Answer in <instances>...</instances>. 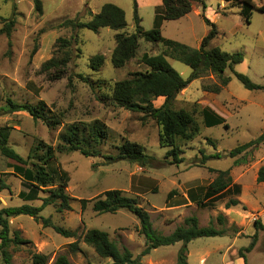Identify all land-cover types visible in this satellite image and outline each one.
Here are the masks:
<instances>
[{
  "label": "rangeland",
  "instance_id": "obj_1",
  "mask_svg": "<svg viewBox=\"0 0 264 264\" xmlns=\"http://www.w3.org/2000/svg\"><path fill=\"white\" fill-rule=\"evenodd\" d=\"M39 1L41 15L35 12L31 0H0V29L2 20L14 21L10 36L0 35V129H9L8 145L26 158L37 142L55 147L58 134L67 124L99 121L108 133L107 140L99 148L100 157L84 158L77 152L54 155L49 171L54 174L56 185L62 183L60 175L66 174L65 193L70 198L71 209L57 212L56 206H48L39 216L48 218L53 226L76 232L77 237L91 229L105 232L111 241L126 247L135 258L145 248V239L139 234L135 217L126 211L102 215L92 211V201L100 194L120 190L136 199L159 235H169L189 217L196 218L199 227L212 226L224 231L223 237L189 242L186 245L187 264H241L238 251L250 244L254 234V248L244 253L246 264H264V183L256 182L257 172L264 166V141L236 157L228 155L234 148L264 135V90H246L234 76L244 75L253 84L264 87V13L251 9L247 22L233 0H200L194 3L187 17L162 24L163 38L197 49L199 41L209 31L202 19L204 15L217 30L210 46L229 54L239 52L243 55V61L234 66L233 71H224L223 76L229 78V83L218 94L212 92V88L219 85L218 78L206 74L192 81L176 97L173 109L190 112L199 127L195 139L178 144L182 162L176 165L171 157H165L168 149L158 146L159 128L154 121L142 120L141 114L127 112L106 99L115 82L125 79L129 73L146 69L141 62L144 55H158L163 47L140 39L135 58L123 68L114 69L110 62L113 31L103 28L93 33L86 29L59 28L65 20L85 23L90 20L89 13L97 14L104 4H112L124 12V32L130 34L134 31L132 1ZM135 1L140 26L144 31L151 30L158 8L147 6L144 0ZM253 2L256 8L264 4V0ZM58 38H73V53L64 77L52 80L41 66L52 58ZM35 46L36 52L31 55ZM95 55L104 56L98 71L89 68V60ZM167 62L182 79L189 77L191 71L187 66L171 59ZM7 99L28 105L42 101L52 114L62 116L61 124L50 130L26 112L9 113ZM162 103L163 98L153 101L154 107ZM202 108H209L225 123L205 128L200 113ZM126 141L138 144L144 154L153 159L150 165L139 167L105 159L116 157L117 148ZM214 155L219 157L202 159ZM13 165V161L0 155V209L23 205L39 207L47 195L45 190L37 191L24 184L14 174ZM225 170L229 171L238 194L230 188L214 199L204 198L207 186L216 177L215 171ZM20 192L32 193L36 199L22 201L18 198ZM232 199L239 205L225 209L224 204ZM81 200L87 201L84 208H81ZM219 215L225 218L222 225L216 220ZM8 225L11 239L17 233L19 238L31 243L19 246L10 243L5 249L9 264H31L32 254L47 256L46 264H53L58 255H65L70 264L110 263L108 259L99 258L81 240L78 241L80 251L71 252L68 244L75 239H65L49 227L42 228L30 217L10 218ZM181 245L153 249L141 257V264H176ZM0 264H4L1 251Z\"/></svg>",
  "mask_w": 264,
  "mask_h": 264
},
{
  "label": "trees",
  "instance_id": "obj_2",
  "mask_svg": "<svg viewBox=\"0 0 264 264\" xmlns=\"http://www.w3.org/2000/svg\"><path fill=\"white\" fill-rule=\"evenodd\" d=\"M34 10L38 15L42 14V5L39 0H31ZM134 8V31L124 32L126 28L124 12L115 5L104 4L97 14L89 13L90 20L81 23L77 20H65L59 28H69L72 31L86 29L93 33L107 28L114 32V48L110 55V62L114 69L123 68L128 62L135 58L138 50V43L143 39L149 44H160L163 51L155 56L144 55L141 59L145 66L144 71L132 72L121 81L115 82L110 89V95L106 99L127 112L142 115V120L150 119L159 128L158 146L168 149L166 158L171 157L174 164L182 162L179 158L180 142H190L199 135V127L193 115L183 109L174 110L173 103L180 92L194 80L202 78L206 74L214 75L219 80V85L212 88V92L218 94L222 88L229 83V78L224 77V71H233L234 66L243 61L242 53H226L217 47H211V42L217 36V30L213 23L202 15L204 23L209 27V31L201 41L199 48L193 49L184 44L165 39L161 34V26L165 21H177L187 16L192 11L194 3L200 0H161V6L155 14L154 27L149 31H144L140 26V19L136 12V1L131 0ZM229 2L231 0H225ZM236 7L240 8L241 15L248 22L250 10L254 9L264 13V4L255 7L253 0H233ZM202 8L204 6L202 4ZM245 9V11H244ZM3 27L0 35L10 36L14 25L13 20H2ZM73 38H58L53 47V55L48 61L44 62L41 70L52 80H60L66 74L67 65L72 59ZM36 52L34 47L31 55ZM167 59L175 60L187 66L191 73L189 77L182 79L168 64ZM104 56L95 55L89 60V68L98 71L103 65ZM236 80L249 91L264 90V87L253 84L247 77L234 74ZM90 83V82H88ZM101 89L100 86H97ZM163 98V103L159 107H154L153 101ZM9 113L26 112L34 121H41L44 125L54 130L61 124L62 116L52 114L47 106L42 102L35 105L17 104L9 99L6 100ZM202 124L205 128H211L225 123L224 119L218 116L209 108L201 109ZM108 133L104 124L99 121L91 123H72L63 127L58 134L57 145L49 146L42 142H37L28 152L26 158H22L9 145V129H0V155L5 159L15 163L12 170L24 184L37 191L45 190L47 194L42 199L39 207L23 205L19 207H5L0 209V251L4 264H9V256L5 249L11 243L14 246L30 245L29 241H24L13 234V239L9 237L8 219L18 216H27L35 222H39L42 228H51L57 235L65 239H75L68 244L71 252H79L78 241L81 240L86 246L90 247L101 259L110 260L109 264H141V257L147 255L151 250L171 246L181 243L177 253L176 264H187L186 245L198 238L223 237L224 231L217 230L212 226L199 227L196 218L189 217L183 225L177 227L169 235L162 236L157 234L151 225L148 213L138 205L136 199L126 196L120 190H108L100 194L92 201V211L97 215L116 214L119 211H126L138 221L139 234L145 239V248L137 257H133L124 246H118L111 241L108 234L95 229L87 230L77 237L76 232L53 226L48 218H41L40 212L48 206H56L57 212L70 211V198L65 193L67 177L65 173L60 175L62 182L55 183V176L49 171V163L56 153L77 152L84 158L100 157V146L107 140ZM210 143L211 141L208 140ZM264 141V135L257 139L238 146L229 152V157L233 158L241 153L256 147ZM116 157H106L108 161H125L136 164L139 167L150 165L153 159L144 154L143 149L135 143L124 142L117 148ZM219 156H203V161L218 158ZM216 177L207 186L204 198L214 199L230 188H234L238 194V188L232 183L229 171H215ZM257 183H264V166L257 172ZM18 198L25 202H32L36 197L32 193L18 194ZM81 208H84L87 201L81 200ZM239 202L236 199L229 200L224 204L225 209L236 207ZM218 225H222L225 218L221 215L216 218ZM258 223H255L257 229ZM256 235L252 236L250 244L238 251L237 258L242 259L246 264L244 253L252 251L255 245ZM47 256L40 254L31 255V264H46ZM53 264H70L65 255H58Z\"/></svg>",
  "mask_w": 264,
  "mask_h": 264
},
{
  "label": "crops",
  "instance_id": "obj_3",
  "mask_svg": "<svg viewBox=\"0 0 264 264\" xmlns=\"http://www.w3.org/2000/svg\"><path fill=\"white\" fill-rule=\"evenodd\" d=\"M139 1V0H138ZM145 2H146V4H147V6H152L153 7V9H155V8H159L160 6H161V0H144ZM195 13L197 14L198 13V11H195ZM185 17H187V16H185ZM185 17H183V18H185ZM182 18V19H183ZM163 26V25H162ZM201 41V40H200ZM200 41H199V44H200ZM199 47V46H198ZM241 264L243 263V261H242V259H240V261H239Z\"/></svg>",
  "mask_w": 264,
  "mask_h": 264
}]
</instances>
